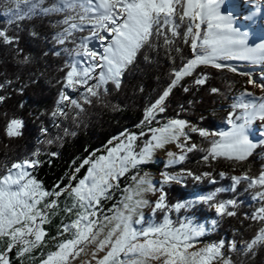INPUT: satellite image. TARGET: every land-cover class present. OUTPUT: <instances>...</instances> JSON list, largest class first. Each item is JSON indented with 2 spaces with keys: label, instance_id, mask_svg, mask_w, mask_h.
<instances>
[{
  "label": "trees",
  "instance_id": "trees-1",
  "mask_svg": "<svg viewBox=\"0 0 264 264\" xmlns=\"http://www.w3.org/2000/svg\"><path fill=\"white\" fill-rule=\"evenodd\" d=\"M53 3L55 0H45L41 7H51ZM29 7L21 5L17 10L15 5L0 0V30L15 38L12 43L0 38V96L4 97L0 100V178L8 175L15 163L38 161L32 171L34 179L47 192L60 191V195L49 197L50 203L63 198L64 188L76 186L86 176L89 163L84 160L101 154L110 139L124 132L134 133L135 151L141 152L153 135V127L169 119L184 120L196 126L197 131L188 133L191 146L196 147L181 162L165 168L188 174L182 183L163 188L164 207L156 211V222H164L168 214L176 221L191 214L200 221L214 219L215 229L199 242L222 244V254L231 264H264V244L258 243L251 252L245 250V245L264 228V220L252 218L264 208V199L257 195L264 193V186L253 184L264 172V140L244 160L223 155L213 158L210 152L213 143L220 141V134L231 125L229 114H233L231 118L235 122L240 121L236 117L243 109L232 107L237 98L242 97L245 102L256 98L245 66L239 65L246 60L218 59L219 63L235 67V72L229 67L198 65L191 75L184 76L171 88L161 105L164 111L157 108L146 119L147 110L172 85L174 71L195 55L191 36L185 42L188 20L177 21L179 35L173 36L167 27L165 35L154 34L125 71L120 87L109 81L93 96L87 88L96 83L95 73L87 84L74 88L66 87L65 80L71 63L78 58L75 56L78 46L83 38L90 37L92 26L86 20L82 30H72L64 43L57 38L69 26L63 23L66 16L77 17L72 22L80 24L81 8L44 14L39 9L29 13ZM204 31L206 24L201 25V32ZM165 36L170 44H165ZM200 76L207 77L203 85L194 83ZM213 88L218 91L212 92ZM246 92L253 95L242 96ZM62 93L69 99L61 102ZM72 100L76 103H71ZM13 119L21 121V127L19 135L9 136L7 128ZM199 130H206L211 136H202ZM258 131L259 128H254L251 132L261 135V130ZM143 167L154 173L159 170L156 163ZM237 177L239 182L234 179ZM129 182L127 178L124 183L120 181V189L105 201L107 209L118 204L121 191ZM193 195H212V199L176 213V205ZM228 201L234 202L226 205L227 211L235 213L232 216L211 209ZM10 243L5 245L4 253L12 259L11 264H21L15 258L20 245L13 243L12 246L16 245L9 250ZM231 244H235V249L227 248Z\"/></svg>",
  "mask_w": 264,
  "mask_h": 264
},
{
  "label": "snow or ice",
  "instance_id": "snow-or-ice-1",
  "mask_svg": "<svg viewBox=\"0 0 264 264\" xmlns=\"http://www.w3.org/2000/svg\"><path fill=\"white\" fill-rule=\"evenodd\" d=\"M5 2L15 5L17 10L21 5H29V13L36 9L48 14L75 10L77 6L81 8L83 15L78 16L80 24L72 22L77 17L66 16L63 23L69 26L59 33L57 38L60 43H64L67 36L71 35L72 30H82L81 25L86 20L92 26L90 37L83 38L78 46V51L75 53L78 59L71 63L65 80L66 87L74 88L77 85L87 84L88 80L93 79L95 73L96 83L87 88L88 93L93 96H96L98 90L109 81L113 82L117 88L120 87L125 71L134 63L138 51L149 43L154 34L165 35L164 29L167 27L173 36L179 35L177 21L188 20L189 26L185 33V42L187 43V37L191 36V47L195 55L179 70L174 71L175 78L172 85L147 110L146 119L151 118L157 108L161 112L164 111L161 105L169 95L171 88L184 76L191 75L198 65H212L218 69L229 67L231 71L235 72L237 71L235 67L219 63L218 59H240L252 63L264 62V44L255 46L248 44V34L233 26L231 15L221 13V0H55V3L47 8L41 7L45 0H5ZM202 24H206V31L203 33L201 32ZM101 31L110 34L111 39L101 35ZM0 38L5 43H12L15 39L9 37L3 30H0ZM93 38L108 41V43L103 46L102 51H96L89 47V40ZM170 43L171 41L165 36V44ZM97 69H99L98 73ZM206 79V76H200L194 83L203 85ZM248 83L254 84L255 82L249 79ZM260 87H264V85ZM187 90L186 88L185 91ZM211 91L217 92L218 89L213 88ZM243 95L252 96L253 94L246 92ZM3 99L4 97L0 96V100ZM68 99L67 95L61 94V102ZM259 99L260 102L257 103L255 99L245 102L242 97L237 98V102L232 107L243 109L242 114L236 117L237 120H243V123H235L231 118L233 114H229V123L233 125L232 130L220 134L223 142L213 143L210 150L213 158L223 155L230 159L244 160L256 147L249 140L246 127L256 119L264 121V98ZM71 103L75 104L76 101L72 100ZM185 126L186 122L183 120H172L163 128L152 130L157 133L153 136L156 144H148L139 154L131 151V143L135 137L129 136L128 145L125 146L126 155H118L120 149L115 148L109 151L107 161L104 157H100L94 162L93 167L89 169L88 176L81 179L79 185L71 188L70 191L82 209V212L76 213L75 221L63 227L64 232L75 229L72 232V237L59 243L57 251L50 253L48 258L42 261V264H68L70 257L74 258L83 251L81 245L96 241L97 236L106 225H102L97 219H90L96 215V212L91 209H94L99 204L100 198L113 187L111 181L117 179L119 175H123L127 171L128 164L135 166L136 163L149 156L154 146H163L164 143L177 140L181 135L186 136ZM20 127L21 121L11 120L7 134L9 136L19 135ZM191 130L197 131L195 127ZM199 131L202 136L209 135L204 130ZM180 146L183 147V145ZM195 147L196 145H192L187 151L190 152ZM113 154H117L115 159L112 158ZM170 155L172 154L170 153ZM183 158L180 156V159ZM87 162L85 161V163ZM37 163L38 161L30 160L15 163L12 165L13 169L18 170L15 176L9 170L8 175L0 178V237L11 238L12 243L8 245L9 250L16 242L25 245L20 254L29 252L44 238L45 232L41 226L47 223V214L37 205L46 196L60 195V192L44 191L40 184L33 179L23 182L24 178L29 175L25 168L34 167ZM166 179H176V177H167ZM234 179L239 182L240 178ZM140 183H146V181L141 180ZM256 183L264 186V172H261L259 177L253 180V184ZM257 195L264 199V193H257ZM127 199L131 200L132 196H128ZM204 199L210 200L212 196ZM163 201L164 195L161 194L156 208H163ZM137 203L141 202L137 201ZM233 203V201L227 202V204ZM54 204L55 201H51L49 204H45L44 208H51ZM184 206L176 205L177 208ZM73 207L76 205L74 204ZM124 207L128 208V205L125 204ZM68 211H72V209H68ZM216 211L220 215L232 216L235 214L227 211L226 203L216 205ZM252 218L264 220V208H260L258 215H254ZM104 220L109 224L114 220L117 222L108 231L105 239L99 242L100 249L107 246L109 250L98 264H148L149 260L160 261L161 264H212V261L221 255L222 244L189 252L188 249L192 247L189 242L191 236L199 235V232L186 228L184 225L173 229L170 226L171 222L167 219L163 225L150 226L140 231L132 227L131 217H126L123 213H117L113 217H104ZM135 223L139 224L140 221ZM30 237H34V239H30ZM140 237H144V239H140ZM258 243L264 244V228H261L258 235L245 245V250L251 252ZM232 248L235 249V244L232 245ZM0 264H9L3 253H0ZM224 264H231V261L225 260Z\"/></svg>",
  "mask_w": 264,
  "mask_h": 264
},
{
  "label": "rangeland",
  "instance_id": "rangeland-1",
  "mask_svg": "<svg viewBox=\"0 0 264 264\" xmlns=\"http://www.w3.org/2000/svg\"><path fill=\"white\" fill-rule=\"evenodd\" d=\"M257 5L260 7L261 11L255 18H251L253 7ZM220 11L223 14L231 15L233 18V26L248 34L249 45L255 46L257 44H264V0H221ZM101 35L108 36L109 40L111 39L110 34H108L107 32L101 31ZM107 43L108 41H100L99 39L93 38L89 40V47L96 51H102L103 46ZM261 63L262 62L252 63L250 61H246L243 64L237 63L239 65L245 66L244 71L248 74L249 79L255 82L254 84L249 83V86L256 94L255 100L257 103L260 102L259 98H264V87H260L261 85H264V70H262L260 67ZM172 120L180 119H169L163 125L155 126L151 130L163 128ZM235 123H243V120ZM193 127L196 128L194 124L186 122V126L184 128V132L187 134L186 136L181 135L177 140L164 143L163 146H154L151 149V153L149 156L136 163L135 166L128 164L127 171H125L123 175H119L117 179L111 181L113 187L108 189L105 196H102L100 198L99 204H97L94 209H91L96 212V215L94 217H90V219L99 220L101 224L106 225V227H103V231L99 233L96 241H93L91 243L86 242L81 245L83 251H81L79 255H76L74 258L70 257L68 264H98L99 260L104 255H106L107 251L109 250V247L107 246L103 249H100L98 247L99 242L105 239L108 231L117 222L114 220L111 224H109L104 220V217H113L117 213H123L126 217L130 216L132 227L136 228L138 231L146 229L150 226L163 225L166 219L171 222L170 226L173 229L180 228L181 225H184L186 226V228L197 230L199 232V235L191 236V239L189 241L192 244V247L188 249L189 252L200 251L201 249L215 245L212 243L199 242V239L201 237L211 233L215 229L216 222L214 219L200 221L197 220L196 216L191 214L178 217V221H176L172 219L168 214L165 217L164 222L162 223H158L155 220V213L158 209H160L156 208V203L159 200L161 194L165 196L163 188L172 183H182L188 174L185 171L170 172L165 170V168L170 165H176L184 159H180V156L185 157L186 153L188 152L187 149L191 146V140L188 136V133L195 132L191 130ZM232 127L233 125L231 124L225 130V132H230L232 130ZM254 128H259V131L261 130V135H257V133L253 135L251 131ZM152 133L153 135L148 141L147 145L156 144V141L153 140V136L157 133H154L153 131ZM246 134L249 140H251L255 145H257L261 140H264V121L259 119L252 121L246 127ZM129 136H134L136 138V134L126 132L111 141L108 147L105 148L101 154H94L93 156H91L88 160L89 169L93 167L94 162L99 160L100 157H104L107 161V159L109 158V151L111 149L119 148L120 150L118 152V155H126L125 146L128 145ZM209 136H211L210 133L205 137ZM220 142H223V138H221ZM134 143L135 139L131 143V151L135 154L141 153L142 151H135ZM180 145H183V147H181ZM170 153L172 155H170ZM116 155L117 154H113L112 158L115 159ZM149 163H156L159 166V170L154 173L152 169H143V166ZM33 168L34 167L25 168V171H27L29 175L24 178L23 182H26L28 179L35 180L32 175ZM17 171V169H13L11 171L13 176H15ZM88 172L85 177L88 176ZM85 177L83 179H85ZM167 177H176V179H166ZM125 178H127V180H130V182L122 189L121 199L118 201L117 205H113L112 207L107 209L105 207V201H109L112 196L120 189V181L122 180V183H124ZM141 180L146 181V183H140ZM36 182L40 184L41 188L44 191H46L41 183H39L38 181ZM78 185L79 182L76 186ZM71 188L73 187L66 188L63 192V198H58L51 209L46 212L47 223L41 226L45 232L43 240L39 242L36 247L31 248L29 252L23 254H20V252L21 249L25 247V245L17 242V244H19L20 246L17 248L15 258L18 259L21 264H42V261L46 260L50 253L57 251V245L59 243L72 237V232H74L75 229H72L69 232H64L63 227L64 225H70L73 221H75L77 219L76 213L82 212V209L79 207V204L76 201L75 197L70 194ZM50 196L51 195L44 197L41 200V203L37 205V207L45 211L47 208H44V205L49 204L48 201ZM128 196H132V199L128 200ZM208 196L212 195H193L184 200L182 203L178 204L185 206L179 208L175 207V212L179 213L182 209L191 210L198 204L207 203L209 200H205L204 198ZM137 201H140L141 203H137ZM74 204L76 205V207H73ZM125 204L128 205V208L124 207ZM68 209H72V211H68ZM211 209L216 211V205L211 206ZM138 220L140 221V223H135ZM30 239H34V237H30ZM140 239H144V237H140ZM8 242H12L10 237H0V253H3L6 256L9 264H11L12 259H10L8 255L4 253V247ZM232 245L233 244L227 246V248L231 249ZM222 249L223 246L220 249L221 255L218 256L214 261H212V264H224V261L228 260L222 254ZM148 264H161V262L156 260H149Z\"/></svg>",
  "mask_w": 264,
  "mask_h": 264
},
{
  "label": "bare ground",
  "instance_id": "bare-ground-1",
  "mask_svg": "<svg viewBox=\"0 0 264 264\" xmlns=\"http://www.w3.org/2000/svg\"><path fill=\"white\" fill-rule=\"evenodd\" d=\"M249 11V10H248ZM260 7L257 5V6H255V7H253V12H252V16H251V18H255L259 13H260ZM255 26V25H254ZM256 35V34H255ZM260 67H261V69L262 70H264V62H262L261 64H260Z\"/></svg>",
  "mask_w": 264,
  "mask_h": 264
},
{
  "label": "water",
  "instance_id": "water-1",
  "mask_svg": "<svg viewBox=\"0 0 264 264\" xmlns=\"http://www.w3.org/2000/svg\"><path fill=\"white\" fill-rule=\"evenodd\" d=\"M125 133V132H124ZM222 133H226L225 131H223ZM114 139H116V138H112V139H110L109 140V142H111V141H113ZM90 157L91 156H89V157H87L85 160H84V162L85 161H88L89 159H90ZM69 186H67L66 188H68ZM66 188H64V189H66ZM60 192V191H59ZM54 201V200H53ZM48 210H49V208L47 209V210H45L44 212L46 213V212H48ZM17 244V243H16ZM16 244H14L12 247H14Z\"/></svg>",
  "mask_w": 264,
  "mask_h": 264
}]
</instances>
